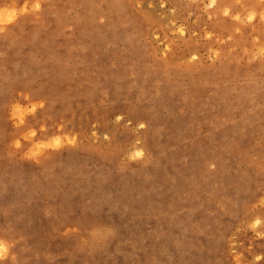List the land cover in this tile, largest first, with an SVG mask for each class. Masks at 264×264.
Segmentation results:
<instances>
[{
    "label": "rangeland",
    "instance_id": "374dc122",
    "mask_svg": "<svg viewBox=\"0 0 264 264\" xmlns=\"http://www.w3.org/2000/svg\"><path fill=\"white\" fill-rule=\"evenodd\" d=\"M0 53L4 264H264L261 0H33Z\"/></svg>",
    "mask_w": 264,
    "mask_h": 264
},
{
    "label": "clouds",
    "instance_id": "9594fccd",
    "mask_svg": "<svg viewBox=\"0 0 264 264\" xmlns=\"http://www.w3.org/2000/svg\"><path fill=\"white\" fill-rule=\"evenodd\" d=\"M32 3H33V0H24V3L21 6V11L17 17V20L20 18V16L28 14L29 6ZM237 3H239V0H237ZM261 3H264V0H261ZM15 4H17L16 0L14 3V6ZM36 6L38 7V5ZM16 21H13L12 24L16 23ZM12 24L7 23V21L5 20L3 24H0V30ZM3 55H4L3 53H0V56H3ZM42 107H43L42 103L28 104L27 106L21 105L20 103H13L12 105H10L9 106V120L12 123L13 128L15 130L24 128L27 117L33 115L37 110H39ZM40 131H44V128L41 127ZM36 136H37V131L30 128L25 132H21V134L17 138L12 140L10 143V147L13 150V152L17 153L20 151V149L23 147L24 144H28L29 145L28 149L24 151L23 153H21V155L25 159H31V153L36 148L47 147L50 150H56L57 147H54L53 145H55L57 141H59V144H60V140L55 136L48 138V140L46 141H37L35 139ZM106 228H111V227H106ZM91 231H95V228L92 229ZM114 239H115V235L110 234V235L105 236L103 242L109 243L110 241ZM10 251H11V248H9L8 254L10 253ZM7 258H8V255L4 258H0V264H4V261Z\"/></svg>",
    "mask_w": 264,
    "mask_h": 264
},
{
    "label": "snow or ice",
    "instance_id": "6c2138e0",
    "mask_svg": "<svg viewBox=\"0 0 264 264\" xmlns=\"http://www.w3.org/2000/svg\"><path fill=\"white\" fill-rule=\"evenodd\" d=\"M238 19V18H237Z\"/></svg>",
    "mask_w": 264,
    "mask_h": 264
}]
</instances>
